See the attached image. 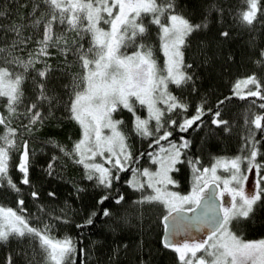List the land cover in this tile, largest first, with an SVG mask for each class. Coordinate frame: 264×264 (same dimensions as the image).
<instances>
[{
	"label": "snow or ice",
	"instance_id": "6c2138e0",
	"mask_svg": "<svg viewBox=\"0 0 264 264\" xmlns=\"http://www.w3.org/2000/svg\"><path fill=\"white\" fill-rule=\"evenodd\" d=\"M42 3L43 7L32 0L27 13L20 14L26 24L13 21L3 25L5 32L15 35L10 43L0 45V185L21 193L9 174L13 153H17L15 166L23 184L32 188L38 215L30 223L33 217L24 208L22 194L17 200L20 211L0 204V241L17 240L15 255L21 264H34L37 252L43 257L42 264H75L78 256L80 264H85L91 255L92 249L81 247L79 239L67 233L53 235L54 224L71 221L73 210L67 201L64 207L57 206L56 192L51 189L47 196L52 203H40L41 191L29 175L35 151L30 142L63 109L67 116L57 120H74L79 134L69 137L71 143L46 137L53 147L48 174L58 164L63 166L64 157L82 165L87 180L104 189L101 204L120 184L121 173L130 172L123 183L138 190L134 199H126L117 190L112 194L117 209L103 206L86 211L77 228L94 226L98 213L114 218V228L133 220L142 224L146 217L150 220L158 215L163 227L161 243L174 250L176 264H264V235L245 236L252 218L264 209V47L252 40L259 70L237 77L229 96L213 103L207 93H197L196 65L192 55L186 58L193 38L207 27L204 13L202 19H196L179 0ZM246 3V8L233 15L251 27L264 18V0ZM21 7H28V0L14 11L19 13ZM207 9L224 13L213 0ZM8 11L7 3L0 6V17H6ZM153 26L162 61L149 39ZM26 27L32 31L26 33ZM228 34L227 29L220 33L222 37ZM54 56L64 57L56 64L62 63L65 70L78 63L79 70L70 72L69 83L55 81ZM191 93H197L198 99L193 101ZM231 96L251 97L248 111L253 118L245 117L239 151L209 153L205 162L208 138L221 128L222 133L231 131L229 120L222 115L224 101ZM257 106L261 111H256ZM125 109L127 121L121 115ZM201 131L204 137L198 136ZM136 139L145 141L147 148H136ZM253 169L255 187L246 191L245 181ZM184 180L190 181V189L180 190ZM81 188L78 185L77 192ZM225 193L230 195L227 201ZM138 246L142 247L140 242ZM118 252L119 247L113 249L114 255ZM6 264H17L13 252L7 254ZM138 264H151V260L142 259Z\"/></svg>",
	"mask_w": 264,
	"mask_h": 264
},
{
	"label": "trees",
	"instance_id": "16d2710c",
	"mask_svg": "<svg viewBox=\"0 0 264 264\" xmlns=\"http://www.w3.org/2000/svg\"><path fill=\"white\" fill-rule=\"evenodd\" d=\"M36 2H40L43 7L42 0H36ZM179 2L196 19L203 18L200 15L201 13H204V16L207 17V27L203 28L199 35L193 38L191 49L186 52V58L192 55L196 65L197 93L200 95L207 93L208 98L214 103L217 98L229 96L232 91L231 85L237 77L251 70H259L260 66L254 63L256 57L251 42L255 39L257 45L264 47V18L254 21L253 26L250 27L234 17L233 13L237 9L247 7L246 0H213L219 7L224 9L223 14L215 9H207L210 0H179ZM5 3L8 4L9 11L6 17H0V45L10 43L11 38L15 35L10 30L5 32L3 25L10 24L13 21L27 23L20 14L27 13L32 0H28V7H21L19 13L14 9L17 5H23L25 0H0V6ZM257 15L259 16V13ZM224 29L228 30L227 37L220 35ZM31 31V27L25 28L26 33ZM149 39L153 44L154 54L159 61H162L163 53L159 50V40L156 36L155 26L151 29ZM52 51L56 52L57 50L52 49ZM63 59V56L52 57L53 63L58 69L53 75L57 83L67 84L70 82V72L78 71L79 65L78 63L70 65L65 70L62 63L56 64L57 60L63 61ZM29 72H31V69ZM26 83L30 85V82ZM170 87L173 91L176 90L174 86ZM26 91H28L27 88ZM189 92L190 87L185 94L188 95ZM197 93H191L193 101L198 99ZM2 103L3 98L0 97V105ZM250 103L251 97L231 96L229 100L224 101L222 115L229 120L231 131L222 133L221 128L215 136L208 138L207 147L203 151L205 162H207L209 153L212 155H231L239 151L241 136L246 130L245 117L247 115L249 120L253 118V114L248 111ZM256 111L259 112L261 109L257 106ZM61 115L66 117L67 113L63 109L56 111L54 116L49 119L43 128L38 130L35 138L30 142V146L35 151L31 156L29 175L33 185L41 191L42 199L39 202L52 203L47 196L49 189H51L56 192L55 204L57 206L62 208L64 202L67 201L73 210L71 221H61L54 224L53 235L62 237L67 233L73 236L74 239H79L81 247L86 250L92 249L90 257L85 260V264H138L142 259H150L151 264H176L177 257L174 250L164 247L161 243L163 227L158 215H153L150 220L146 217L142 224L133 220L129 224H121L120 227L114 228V218H107L98 213L94 226L76 227L86 211L93 208L99 209L103 206L117 209L119 206L112 199V194L117 190L122 191L126 199H134L138 195V190L131 189L129 185L123 183L124 180L130 177L131 173L128 172L127 175L121 173L120 184L114 186L109 199L101 204L99 196L104 194V189L94 181H88L83 166L71 163L66 157L62 158L63 166L61 167L58 164L53 173L49 175L46 168L53 147L46 143V137L53 136L62 142L71 143L69 137L75 138L79 134V125L74 120H57L56 117ZM121 115H124L126 121L129 119L128 110L125 109ZM2 130L3 128L0 126V132ZM198 136L204 137L205 132H199ZM134 143L136 148L141 151L147 148L145 141L136 139ZM196 144L199 145V139L196 140ZM17 157L18 154L13 153L9 174L21 189L20 194L23 195L25 201L24 208L33 217V219H30V223H35V217L38 215L37 202L30 195L32 188L23 184L20 180L21 173L15 166L18 162ZM78 185H82L79 192L76 190ZM185 189H190V181L188 180L182 181L180 185V190ZM20 194L6 184L0 185V204L20 211L17 204ZM117 215H119V212H117ZM261 235H264V209L258 211L245 228L247 238H258ZM125 241H127L126 247L124 246ZM138 242L142 247L138 246ZM117 247H119V252L114 255L113 249ZM16 251H19V245L15 238L0 241V264H6V257L9 252H13L14 260H17V264H21V258L15 255ZM42 260L43 257L37 252L34 264H42ZM75 264H80L79 256Z\"/></svg>",
	"mask_w": 264,
	"mask_h": 264
},
{
	"label": "rangeland",
	"instance_id": "374dc122",
	"mask_svg": "<svg viewBox=\"0 0 264 264\" xmlns=\"http://www.w3.org/2000/svg\"><path fill=\"white\" fill-rule=\"evenodd\" d=\"M142 114H146V109L140 110ZM224 170H221L223 172ZM255 169L252 170V172L248 173V179L245 181V190L251 191L255 187ZM225 199L226 201L230 199V195L228 193H225Z\"/></svg>",
	"mask_w": 264,
	"mask_h": 264
}]
</instances>
